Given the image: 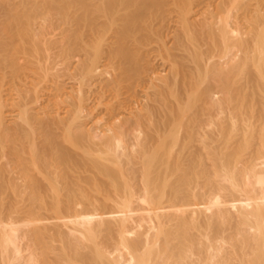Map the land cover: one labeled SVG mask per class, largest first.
<instances>
[{
	"label": "bare ground",
	"instance_id": "obj_1",
	"mask_svg": "<svg viewBox=\"0 0 264 264\" xmlns=\"http://www.w3.org/2000/svg\"><path fill=\"white\" fill-rule=\"evenodd\" d=\"M88 1L0 0V264H264V0Z\"/></svg>",
	"mask_w": 264,
	"mask_h": 264
},
{
	"label": "rangeland",
	"instance_id": "obj_2",
	"mask_svg": "<svg viewBox=\"0 0 264 264\" xmlns=\"http://www.w3.org/2000/svg\"><path fill=\"white\" fill-rule=\"evenodd\" d=\"M94 1H95V0H94ZM94 1H93V0H90V1H88V2L93 4V3H95ZM164 1H166V2H164ZM171 1H172V0H163L164 4H163V7H162V8L164 9V5H165V8H166V4L168 5L169 2H171ZM194 1H195L194 3H196V4H195L196 7H195V6L193 7L194 10H197L198 12H200L199 9H202V10H203L204 7L208 4V5L205 7L204 11H205V10H206L207 12L209 11V9H207L208 6H209V0H194ZM163 2H161V4H162ZM200 2H201V3H200ZM203 2H204V3H203ZM203 4H204L205 6H204ZM201 7H203V8H201ZM196 8H197V9H196ZM198 8H199V9H198ZM171 11H172V12H171ZM204 11H201L200 13H203ZM206 11H205V12H206ZM164 12H166L167 15L170 14L171 16L169 15V16H170V18H169V16L166 17V14H164V16H163L164 18H160V19H162V23H165V25L163 24L162 26H174V23H175V22H177L176 25L178 24L179 19H178L177 17H175V16H177V15H176L177 11L169 10V11H164ZM168 12H169V14H168ZM205 12H204L203 14H199L197 17H198V18H202V16H204V14H206ZM122 13H123V12H122ZM177 14H178V13H177ZM100 16H101V15H100ZM206 16H209V12L207 13ZM172 17H173V18H172ZM100 18H102L101 20H102V22H103L104 17L101 16ZM100 18H99V21H101ZM168 19H170V20H168ZM176 19H177V20H176ZM164 20H165V21H164ZM166 20H168V22H167ZM174 21H175V22H174ZM107 22H109V23H107ZM171 22H172V23L174 22V23L172 24ZM105 23H107L105 26H107V25H109V26H117V24H116L117 21L114 22V23H110V20H108V21L106 20ZM167 23H168V24H167ZM166 24H167V25H166ZM176 25H175V26H176ZM79 26H89V25H88V24H87V25H86V24H81V25H79Z\"/></svg>",
	"mask_w": 264,
	"mask_h": 264
}]
</instances>
